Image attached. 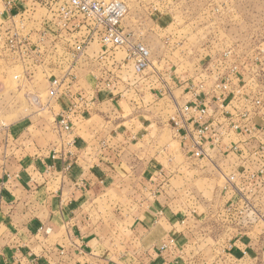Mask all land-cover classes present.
<instances>
[{
	"label": "crops",
	"instance_id": "obj_1",
	"mask_svg": "<svg viewBox=\"0 0 264 264\" xmlns=\"http://www.w3.org/2000/svg\"><path fill=\"white\" fill-rule=\"evenodd\" d=\"M44 14L43 8H36L33 17L41 21ZM80 35L87 41L74 67L73 89L89 105L72 120L70 144L43 142L37 134L17 145L10 134L0 133V181L4 183L0 190V264H263L264 247H255L244 236L234 239L235 233L249 235V229L232 221L208 227L210 218L194 213L201 200L190 201L194 196L189 191L171 185V172L162 159L153 157L157 150L139 115L113 116L121 111L120 84L132 88V82L125 80L132 63L124 51L103 46L86 31ZM119 52L124 53L122 57ZM67 56H71L69 51ZM54 62L49 68L58 75L66 63L58 58ZM39 86L45 90L42 73H37L38 93ZM234 95L226 100L225 107L230 109L222 116L213 101L191 88L181 101L174 99L173 115L178 106L200 102L207 112L203 120L197 124L186 118L177 129L170 116L169 123L159 129L171 130L185 160H195L219 175L243 173L234 184L224 179L230 189L222 196L227 211L236 205L243 216L244 202L264 205V183L245 179V173L254 171L249 153L264 141V118L251 117L250 122L240 124L231 109ZM233 124L250 132L233 131ZM199 125L207 126L201 139L205 154L200 158L194 156L192 147ZM233 146L250 151L227 153ZM221 159L226 167L219 170ZM162 245L166 248L160 250Z\"/></svg>",
	"mask_w": 264,
	"mask_h": 264
},
{
	"label": "rangeland",
	"instance_id": "obj_2",
	"mask_svg": "<svg viewBox=\"0 0 264 264\" xmlns=\"http://www.w3.org/2000/svg\"><path fill=\"white\" fill-rule=\"evenodd\" d=\"M121 1L127 7L123 20L125 32L149 49L150 64L143 72L135 74L132 70L125 78L129 84L132 82L131 89L121 82V111L114 112L113 116L139 115V120L145 121L146 124L141 125L152 138V148L157 150L152 152L153 157L162 159L170 170L173 187L186 189L187 194L189 191L194 196L190 201H195V197L201 200L194 213L210 218L206 219L208 227L217 228L232 221L250 231L249 235L235 233L234 239L244 236L250 238L255 247L263 248L264 205L251 201L243 204V210L247 209L243 216L239 213L242 209H236V205L233 213L227 211L222 198L230 189L224 181L227 173L219 175L195 160H185L171 130L164 133L159 128L169 123L175 110L174 99L181 101L191 88L213 101L218 115L224 116L230 109L225 107V102L234 93L231 109L237 113L240 124L248 123L250 112L254 113L251 117L264 118V107L257 115L251 105L255 96L264 99V0ZM7 3L0 0V133L10 134L11 141L17 145H23L37 134L43 142L47 139L59 145L65 139L54 130L52 117L60 102L42 108L31 102L30 96L38 94L37 67L28 56L14 52L2 41L3 31L8 33L12 26L19 27V18L14 14L22 7L16 0ZM11 12L15 18L9 15ZM120 52L122 57L124 53ZM231 87L235 89L233 93ZM39 88L40 102L45 104L46 93L43 86ZM261 122L264 125V121ZM218 163L219 170L226 167V161L221 159ZM238 186L243 194L241 184Z\"/></svg>",
	"mask_w": 264,
	"mask_h": 264
},
{
	"label": "built area",
	"instance_id": "obj_3",
	"mask_svg": "<svg viewBox=\"0 0 264 264\" xmlns=\"http://www.w3.org/2000/svg\"><path fill=\"white\" fill-rule=\"evenodd\" d=\"M18 1L22 7L20 10L16 9L17 14L14 16L19 18V27L14 25L8 33L3 31L2 41L9 44L14 52L28 56L37 67V73H42L46 80L44 92L47 101L45 104L40 102L41 95L38 92L37 95L30 96L31 102L42 108L44 105L49 106L52 102H60L59 105H61L63 100L66 101L65 106H59V109L53 113L52 122L57 134L70 144L72 120L76 115L84 114L89 105L86 98L73 89L76 82L74 67L82 56L87 41V38L84 39L80 35L81 31H86L88 36L98 38L103 46L124 51L126 59L132 63L135 74L143 72L149 66V49L143 43L134 40L131 34L125 32L122 22L127 13V7L121 0H16ZM26 1L31 3L27 4ZM7 2L9 4L14 0H7ZM36 8L37 10L38 8L44 9L45 14L41 17V21L33 17ZM9 15L11 16L12 12ZM46 24H49L47 28ZM75 32L78 34L74 36L72 33ZM68 51L70 57L67 56ZM53 57L54 60H52ZM57 58L64 61L66 66L60 74L55 75L49 67L51 63H55ZM223 88L226 86L224 85ZM251 103L258 115L264 107V99L255 96L251 99ZM206 113V108L200 102H190L178 106L171 120L178 129L186 118L198 124ZM251 114L254 113L250 112V117L248 115L246 119L247 122L251 121ZM239 126L240 124H233L231 128L250 132L247 128ZM195 132L192 147L195 148L194 156L200 158L205 154L201 148V139L207 133V126L199 125ZM230 151L243 153L250 150L233 146ZM249 155L254 171L245 173V179L252 184L261 182L263 184L264 141L251 150ZM242 159L245 160V158ZM242 175L243 173L239 171L229 174L225 179L228 183L234 184ZM4 176L6 179L10 178L8 173ZM3 184L0 181V190ZM244 211L246 214L247 209ZM165 248L166 245H162L160 250Z\"/></svg>",
	"mask_w": 264,
	"mask_h": 264
}]
</instances>
